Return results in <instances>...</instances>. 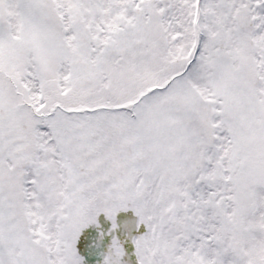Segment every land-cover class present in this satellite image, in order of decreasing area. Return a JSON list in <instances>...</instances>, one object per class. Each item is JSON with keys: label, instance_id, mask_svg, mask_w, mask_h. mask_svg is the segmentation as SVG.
Instances as JSON below:
<instances>
[{"label": "snow or ice", "instance_id": "1", "mask_svg": "<svg viewBox=\"0 0 264 264\" xmlns=\"http://www.w3.org/2000/svg\"><path fill=\"white\" fill-rule=\"evenodd\" d=\"M0 264H264V0H0Z\"/></svg>", "mask_w": 264, "mask_h": 264}]
</instances>
